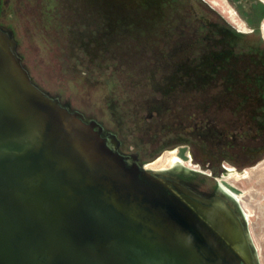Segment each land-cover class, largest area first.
Instances as JSON below:
<instances>
[{
	"label": "water",
	"instance_id": "water-1",
	"mask_svg": "<svg viewBox=\"0 0 264 264\" xmlns=\"http://www.w3.org/2000/svg\"><path fill=\"white\" fill-rule=\"evenodd\" d=\"M121 146L39 88L0 27V264H259L220 183L206 196Z\"/></svg>",
	"mask_w": 264,
	"mask_h": 264
},
{
	"label": "rangeland",
	"instance_id": "rangeland-1",
	"mask_svg": "<svg viewBox=\"0 0 264 264\" xmlns=\"http://www.w3.org/2000/svg\"><path fill=\"white\" fill-rule=\"evenodd\" d=\"M105 1L0 0V27L13 33L23 65L39 88L116 133L126 143L125 154L139 152L143 164L159 160L157 171L176 169H164L176 151L183 167L193 174L188 185L209 196L219 179L226 176L223 162L221 166L216 161L208 162L196 138L180 134L178 127L192 126L188 111L198 112L202 101L211 98L212 103L222 106L227 94L216 81L206 89L176 92L181 78L175 70L196 60L219 64L229 58L231 64L249 69L250 74L264 72V19L258 23L256 1L226 0L244 23L245 31L232 23L221 7L214 6V0H133L117 13H106ZM198 23L207 24L202 34L206 43L201 48L179 47L180 33L198 38ZM226 24L252 35L249 47L253 48L248 50L244 39L235 36ZM214 75L220 80L226 73ZM169 96L167 125L173 132L156 135L152 124L143 120L146 107L151 99L165 100ZM245 106L246 111L247 106L254 105ZM176 141L185 143L172 147ZM163 147L165 150L153 158L152 153ZM233 157L231 161L243 159ZM224 165L235 168L233 164ZM231 182L246 191L245 210L252 215L249 231L264 264V171Z\"/></svg>",
	"mask_w": 264,
	"mask_h": 264
},
{
	"label": "trees",
	"instance_id": "trees-1",
	"mask_svg": "<svg viewBox=\"0 0 264 264\" xmlns=\"http://www.w3.org/2000/svg\"><path fill=\"white\" fill-rule=\"evenodd\" d=\"M130 1L133 0H106L104 11L106 13H117L119 9L127 8ZM254 7L259 23V21L264 19V4L257 2ZM205 25L207 26L205 23L196 25L198 27V38L196 39H192V36L187 37L186 33H180L181 45L179 47L201 48L206 43L202 37ZM225 26L235 36L244 39V44L248 50L253 48L249 47L252 35L240 33L229 24ZM193 34L195 33L193 32ZM209 61L205 62L202 59L189 62L188 64L183 63L175 70L176 73L180 74L181 78V83L178 85V89L176 87V92L180 90L181 93H188L192 90L206 89L216 81L221 83L227 94V98L222 101V106L212 103L211 98L200 103L199 110L195 115L199 118V122L203 119L204 126L205 123L209 122V128L212 132L207 136H201L196 132L194 136L198 142L196 144H199L205 151L208 156V162L216 161L218 165L223 162L224 158L229 159V155L232 156V159L229 160H233V155L235 157L252 156L256 160L262 159L264 157V72L250 74L251 71L249 69L246 70L241 66L235 67L231 64L232 60L229 58L219 64H216V61L213 60ZM261 65H264L263 62ZM215 72L217 74L223 72L226 75L220 80H216L214 77ZM193 75L196 79L191 77ZM253 99L255 101L251 102ZM246 104L254 106H247L248 109L245 111L243 107H246ZM225 138L230 140L228 152L223 146ZM243 139H247L246 145L241 144ZM231 162L237 163V160ZM209 166L211 167V165ZM211 169H214V167H211Z\"/></svg>",
	"mask_w": 264,
	"mask_h": 264
},
{
	"label": "flooded vegetation",
	"instance_id": "flooded-vegetation-1",
	"mask_svg": "<svg viewBox=\"0 0 264 264\" xmlns=\"http://www.w3.org/2000/svg\"><path fill=\"white\" fill-rule=\"evenodd\" d=\"M255 1L256 2H254V5H256L257 2L264 3L263 0H255ZM171 100H172V97L169 96V97H166L165 100H163V99H155V100L151 99V100L148 101V104H147V107H146L147 108V116L144 117L143 120L145 122L149 123V124H152V127H154L153 128L154 129V133H156V135L159 134V133H161V131H171V132H173L172 131V128H171V125H167L168 124L167 122L170 121V120L168 121V117H169L168 114L171 112V107L169 105ZM188 118L191 119V124L190 125H192V126L190 127V126H187V125H181V126L179 125L178 130H179V133L180 134H182L184 136H187V137H191V136H195L196 135V132H198V134L201 135V136H207V135H209L212 132L211 129L209 128V122L208 123H205V126H204L203 119H201V121L199 122V118L195 115V113L193 111H188ZM87 120L89 121V120H93V119H87ZM176 121L177 120L175 119V122ZM175 122H172V124H175ZM190 128H192L191 131H190ZM105 132H109V131H107L105 129ZM104 135H105V133H104ZM241 141H242L241 144H243V145H246L247 144V139H243ZM121 142H122V146L120 148V151L122 153H124L123 150L126 147V143L124 141H122V140H121ZM233 142H235V141H233ZM183 143H185V142L184 141H176L172 145V147H177L179 145H182ZM190 144L192 145L193 143L190 142ZM165 146H167V145H165ZM223 146H224V149L228 152L229 149H230V140L228 138H225V140H223ZM164 147H163V149H160L158 151H154L152 153L153 158H155L162 151H164L165 148H166V147L165 148ZM170 147H168V148H170ZM132 153H137L139 155V157H140V153L139 152H132ZM129 154H131V153H129ZM140 160H141V157H140ZM261 160L262 159L256 160L252 156H248V157L246 156V157H243V159H241V161H239L237 163H232L231 160H229L227 158H224L223 159L222 172L225 173L226 176L232 175V174H235V173L242 174V173H244V172H246L248 170H252L254 167H257L259 164H261L264 161L263 160L261 163H259V161H261ZM141 163H142V160H141ZM224 164H229V165L230 164H233L235 166V168H230L228 166H225ZM185 170H189V169H185V168H180L179 169V168H176L174 171H164V172H167V173H169V172L170 173L171 172H178V173H175V176L178 179H180L182 182H184L186 184H189V180H192L193 174H192L191 171L188 172V171H185ZM259 171H261V170H259ZM231 180L226 183L227 188H230L233 191L238 190L239 193H241V192L244 193V194L242 193L243 197H242L241 202H238V205H236V203L228 195H226L225 193H223V191L221 190V188H220V190L223 193V195L227 198V200L230 201L234 205V207H236L237 209H239V213H240L242 219L247 224H249V221H250V218H251L252 215L246 220V219H244V217H243V215H242V213L240 211V209L242 211H244V212L246 211L245 210V208H246L245 207L246 206L245 205L246 201L244 200V198H245V192L246 191H241V189H239L238 187H236L235 183L231 182ZM243 180H245V179H243ZM239 181H242V180H239ZM239 181H235V182H239ZM220 187H221V185H220ZM218 192H219V185H217L216 188L212 189V192L209 194V196L210 197H213ZM263 200H264V198H263ZM249 233H250V231H249ZM254 246H255V244H254ZM256 252H257V257H258L259 264H261L260 263V253L257 250H256Z\"/></svg>",
	"mask_w": 264,
	"mask_h": 264
},
{
	"label": "bare ground",
	"instance_id": "bare-ground-1",
	"mask_svg": "<svg viewBox=\"0 0 264 264\" xmlns=\"http://www.w3.org/2000/svg\"><path fill=\"white\" fill-rule=\"evenodd\" d=\"M211 3L216 7H221L223 13H226L229 16V19L231 20V22L234 23L240 30L245 31L246 27H245L244 23L240 19H238L236 12L228 5L226 0H214ZM158 162H159V160L156 162H153V163L146 164L145 168L148 171L155 173V174L167 173L164 171H159V170L157 171L156 164ZM166 163H167V165L164 167V169H166V168H179V169L184 168L183 167L184 163L177 156L176 151L171 153V155L167 159ZM259 170L264 171V161L261 164H259L257 167H254L252 170H248L242 174L235 173L232 175L223 176L221 179H219L220 185H221L220 188L223 191V193L228 195L236 203V205H238V202H241V200H242V197H243L242 193H237V192L233 191L232 189L227 188L226 183L228 181H230L231 179L234 181L248 179L252 175L253 172H257ZM240 211H241L244 219H246V220L251 216V214L246 212V211L244 212L241 209H240ZM255 249L258 251V249L256 247H255Z\"/></svg>",
	"mask_w": 264,
	"mask_h": 264
}]
</instances>
